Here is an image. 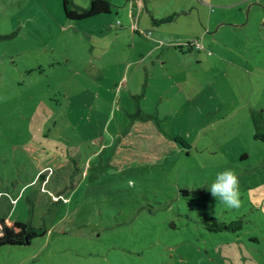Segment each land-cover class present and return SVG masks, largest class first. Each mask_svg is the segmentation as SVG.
<instances>
[{"label": "rangeland", "instance_id": "rangeland-1", "mask_svg": "<svg viewBox=\"0 0 264 264\" xmlns=\"http://www.w3.org/2000/svg\"><path fill=\"white\" fill-rule=\"evenodd\" d=\"M110 1L0 0V217L47 231L0 264H264V0Z\"/></svg>", "mask_w": 264, "mask_h": 264}, {"label": "trees", "instance_id": "trees-1", "mask_svg": "<svg viewBox=\"0 0 264 264\" xmlns=\"http://www.w3.org/2000/svg\"><path fill=\"white\" fill-rule=\"evenodd\" d=\"M61 2L66 18L72 21L85 20L98 15L109 14L111 12L112 6L110 0H90L89 6L87 8L76 6L73 3V0H61ZM193 47L197 48V44L191 43L190 48L192 49ZM160 101H163V97H160ZM147 118H149V116H144L142 118L144 120L143 122L151 123L152 125L143 124V126L146 127L144 131L145 136L143 137V139H145V143H147L146 140H149L150 142L148 144L151 143V147L154 145V147L151 148L149 152V159L154 160L157 158L160 159V156L164 157V154L167 151L174 148L176 149V145H180L184 149L190 148V144L187 142L185 137L173 136L169 138L166 135H163L158 126L156 128V126L153 125L151 121H148ZM254 123L256 124V127H258L256 120L254 121ZM255 139L264 142V134L257 131ZM163 143L165 144V149L161 150L160 146H162ZM105 150H107V148L104 147L101 151L94 153V155H97V157H99L104 153ZM237 223H239V225H237ZM212 227V231L216 232L224 230L234 232L235 230L241 229L240 222H233L231 224L213 223ZM0 231L3 232V235L0 236V248L4 246L26 247L29 246L36 238L43 237L47 234V231L45 229L36 228L29 222L23 223L20 221L6 219L4 217H0Z\"/></svg>", "mask_w": 264, "mask_h": 264}, {"label": "clouds", "instance_id": "clouds-1", "mask_svg": "<svg viewBox=\"0 0 264 264\" xmlns=\"http://www.w3.org/2000/svg\"><path fill=\"white\" fill-rule=\"evenodd\" d=\"M127 183L130 186L135 185L132 179H129ZM208 191L226 209H239L242 205L239 177L233 169L226 168L217 172ZM2 235L3 232L0 231V236Z\"/></svg>", "mask_w": 264, "mask_h": 264}]
</instances>
